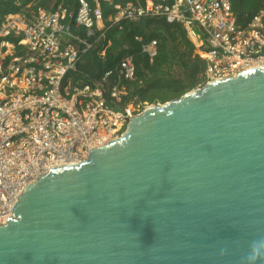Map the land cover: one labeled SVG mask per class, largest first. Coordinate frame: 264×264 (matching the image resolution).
<instances>
[{"label":"water","instance_id":"95a60500","mask_svg":"<svg viewBox=\"0 0 264 264\" xmlns=\"http://www.w3.org/2000/svg\"><path fill=\"white\" fill-rule=\"evenodd\" d=\"M11 213L0 264H264V67L147 107Z\"/></svg>","mask_w":264,"mask_h":264},{"label":"built area","instance_id":"2783aa9c","mask_svg":"<svg viewBox=\"0 0 264 264\" xmlns=\"http://www.w3.org/2000/svg\"><path fill=\"white\" fill-rule=\"evenodd\" d=\"M117 1L108 26L99 4L91 7L86 0H77L74 10L63 3L49 11L27 7L0 24V226L13 218L25 186L52 167L85 161L90 149L120 138L144 111L142 104L118 108L126 96L122 83L135 79L133 56L98 80L78 68L111 26L142 18L179 25L205 63V84L264 67V5L241 27L231 0ZM134 39L151 63L156 40Z\"/></svg>","mask_w":264,"mask_h":264},{"label":"trees","instance_id":"16d2710c","mask_svg":"<svg viewBox=\"0 0 264 264\" xmlns=\"http://www.w3.org/2000/svg\"><path fill=\"white\" fill-rule=\"evenodd\" d=\"M76 1L0 0V24L8 15L27 13L30 4L32 10L38 8L52 10L51 3H63L64 6L74 10ZM86 1L94 7L95 0ZM96 1L102 11L104 23L108 26L110 23L107 19L114 14L112 6L118 1ZM263 5L264 0H231L236 25L244 26ZM135 37H141L143 42L156 40L157 56L151 63L141 53L140 43L135 41ZM108 42L109 45L106 46ZM101 50L104 51V57L98 55ZM193 50L192 43L179 25H170L158 18L122 21L106 31L103 44H97L95 49L82 55L78 68L90 79L98 80L123 57L133 56L135 79L122 83L126 96L123 97L122 104L118 108L126 104L166 103L205 85V63L193 54ZM76 79L79 82L90 83L84 77Z\"/></svg>","mask_w":264,"mask_h":264},{"label":"rangeland","instance_id":"374dc122","mask_svg":"<svg viewBox=\"0 0 264 264\" xmlns=\"http://www.w3.org/2000/svg\"><path fill=\"white\" fill-rule=\"evenodd\" d=\"M201 88V87H200ZM199 87L198 88H196V89H200ZM195 89V90H196ZM156 104H160V105H162V104H164V103H161V102H155V103H153V104H150V105H148L147 103H142V105H143V108L145 107V109L147 108V107H149V106H153V105H156Z\"/></svg>","mask_w":264,"mask_h":264},{"label":"crops","instance_id":"0c3cea01","mask_svg":"<svg viewBox=\"0 0 264 264\" xmlns=\"http://www.w3.org/2000/svg\"><path fill=\"white\" fill-rule=\"evenodd\" d=\"M94 2H95V4L98 3L96 0H95ZM95 4H94V5H95ZM98 4H99V3H98ZM51 5H52V7H53V6L56 5V4L51 3ZM31 6H32L31 4L28 5V7H31ZM108 44H109V42H108Z\"/></svg>","mask_w":264,"mask_h":264}]
</instances>
